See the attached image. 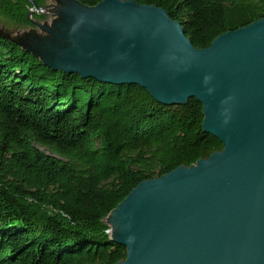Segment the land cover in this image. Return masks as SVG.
<instances>
[{
	"label": "trees",
	"instance_id": "obj_1",
	"mask_svg": "<svg viewBox=\"0 0 264 264\" xmlns=\"http://www.w3.org/2000/svg\"><path fill=\"white\" fill-rule=\"evenodd\" d=\"M133 1L166 11L197 49L264 17V0ZM30 7L0 0L28 24ZM202 120L195 99L166 106L135 84L55 71L0 36V264L124 260L104 219L139 183L222 149Z\"/></svg>",
	"mask_w": 264,
	"mask_h": 264
},
{
	"label": "water",
	"instance_id": "obj_2",
	"mask_svg": "<svg viewBox=\"0 0 264 264\" xmlns=\"http://www.w3.org/2000/svg\"><path fill=\"white\" fill-rule=\"evenodd\" d=\"M66 31L31 23L67 48L40 60L114 86L135 84L162 105L195 99L220 151L139 183L108 215L120 221L115 264H264V17L192 46L166 11L133 0L38 7ZM71 7L79 20L61 13ZM79 37L86 42L76 44ZM106 217V218H107ZM105 218V219H106ZM108 234V233H107Z\"/></svg>",
	"mask_w": 264,
	"mask_h": 264
},
{
	"label": "rangeland",
	"instance_id": "obj_3",
	"mask_svg": "<svg viewBox=\"0 0 264 264\" xmlns=\"http://www.w3.org/2000/svg\"><path fill=\"white\" fill-rule=\"evenodd\" d=\"M50 4L72 6L75 5V1L44 0L43 7ZM41 16L43 17L37 18V16H34V19L31 18L30 20V18L26 14V18L29 21L28 24L23 19L14 20L0 12V35L16 41L22 48H26L35 53L40 60H45L44 58H49V56H51V54L56 51V48L63 50L67 48V45L59 43L58 41L47 36L45 33H42L36 26L31 23V21H33L34 23L36 22L39 24L48 25L58 32L63 30L66 31L68 28H66L59 22V18L57 16L49 14ZM104 223L106 224V222ZM106 226L109 229L108 224H106ZM109 238L111 237L109 236Z\"/></svg>",
	"mask_w": 264,
	"mask_h": 264
},
{
	"label": "bare ground",
	"instance_id": "obj_4",
	"mask_svg": "<svg viewBox=\"0 0 264 264\" xmlns=\"http://www.w3.org/2000/svg\"><path fill=\"white\" fill-rule=\"evenodd\" d=\"M61 13L71 16L73 19H77V20H79V17H81L80 13H78L73 8L68 7V6L61 8ZM85 42H86V39L84 37H79L78 41H76V44L79 46H82L83 43ZM104 222H106V224H108L109 226V229L107 230L108 235L114 236V237L122 236L123 228L121 226L120 221L115 219L114 216L112 215L108 216Z\"/></svg>",
	"mask_w": 264,
	"mask_h": 264
},
{
	"label": "built area",
	"instance_id": "obj_5",
	"mask_svg": "<svg viewBox=\"0 0 264 264\" xmlns=\"http://www.w3.org/2000/svg\"><path fill=\"white\" fill-rule=\"evenodd\" d=\"M36 15H38V14H36Z\"/></svg>",
	"mask_w": 264,
	"mask_h": 264
}]
</instances>
